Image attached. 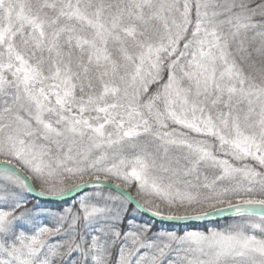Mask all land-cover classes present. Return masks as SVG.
<instances>
[{"label": "snow or ice", "instance_id": "obj_1", "mask_svg": "<svg viewBox=\"0 0 264 264\" xmlns=\"http://www.w3.org/2000/svg\"><path fill=\"white\" fill-rule=\"evenodd\" d=\"M0 264H264V0H0Z\"/></svg>", "mask_w": 264, "mask_h": 264}]
</instances>
